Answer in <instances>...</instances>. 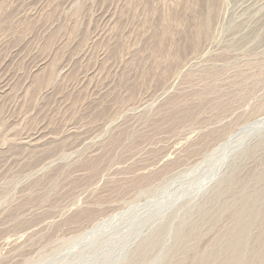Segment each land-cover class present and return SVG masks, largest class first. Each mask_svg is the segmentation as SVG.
<instances>
[{
  "label": "rangeland",
  "instance_id": "rangeland-1",
  "mask_svg": "<svg viewBox=\"0 0 264 264\" xmlns=\"http://www.w3.org/2000/svg\"><path fill=\"white\" fill-rule=\"evenodd\" d=\"M240 223L264 263V0H0V264H218Z\"/></svg>",
  "mask_w": 264,
  "mask_h": 264
},
{
  "label": "bare ground",
  "instance_id": "bare-ground-1",
  "mask_svg": "<svg viewBox=\"0 0 264 264\" xmlns=\"http://www.w3.org/2000/svg\"><path fill=\"white\" fill-rule=\"evenodd\" d=\"M261 195L260 192L256 193V196L259 198ZM254 208L253 206H251L249 209L247 210H240L237 213V218L238 220L242 221V223L244 222H248L250 221L251 217H253L254 214ZM242 223H240L242 225ZM246 225H242L239 228H235L234 232H232V236L227 238V240L224 243V246L221 247L222 249H224V251H226L228 253V256H226V258L224 259V261H222L221 263L218 264H225L226 262H233L236 260L237 257H240V253H239V248L244 244V236L246 233ZM188 237L185 238V240L187 241ZM147 245H153V242H148ZM223 254V250H219L217 251H212L210 254L207 255V257L209 258L208 260H212V262L217 261V259H219L218 257H222ZM225 254V253H224ZM262 254H260L261 256ZM143 260V259H142ZM203 260V258H202ZM143 263V262H142ZM251 264H264L263 262L261 263V261L256 260V258L253 256Z\"/></svg>",
  "mask_w": 264,
  "mask_h": 264
}]
</instances>
